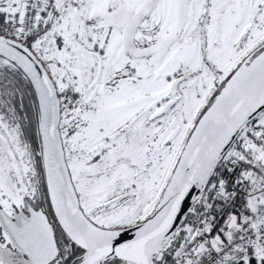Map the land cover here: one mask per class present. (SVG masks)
Listing matches in <instances>:
<instances>
[{
  "label": "snow or ice",
  "instance_id": "obj_1",
  "mask_svg": "<svg viewBox=\"0 0 264 264\" xmlns=\"http://www.w3.org/2000/svg\"><path fill=\"white\" fill-rule=\"evenodd\" d=\"M0 264H264V0H0Z\"/></svg>",
  "mask_w": 264,
  "mask_h": 264
}]
</instances>
